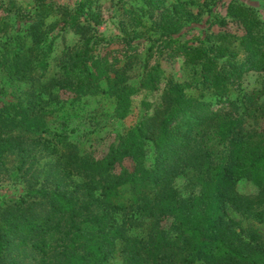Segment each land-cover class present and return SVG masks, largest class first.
Returning a JSON list of instances; mask_svg holds the SVG:
<instances>
[{"label":"trees","instance_id":"16d2710c","mask_svg":"<svg viewBox=\"0 0 264 264\" xmlns=\"http://www.w3.org/2000/svg\"><path fill=\"white\" fill-rule=\"evenodd\" d=\"M36 1V13L63 14L50 30L72 28L83 41L71 58L78 73L64 90L77 96L94 87L98 78L92 68L100 65L94 52L104 41L92 26L99 24V9L86 0L75 10ZM182 16L192 17L180 5L162 12L139 84L113 91L119 119L141 90H161L159 106L125 135L111 134L102 156L82 155L67 133L51 132L45 119L54 110L43 101L25 108L0 105V174L9 172L6 159L15 155L13 175L26 189L20 201L0 205V264H23L30 253L39 264H264L260 237L242 231L228 216L229 208L251 215L264 206V128L246 127L255 96L235 88L247 73L264 72L262 22L253 8L232 3L228 17L242 34L224 30L207 36L211 44L194 45L177 37ZM228 23L218 20L222 28ZM7 26V16L0 18V39ZM40 28L41 22L28 27L34 45L29 53L37 61L22 58L17 41L12 49L22 79L33 62L38 76L46 72L54 41ZM2 47L0 42V64L10 53ZM180 58L191 83L163 70V60ZM234 91L240 93L231 99ZM208 96L221 107L211 108L204 101ZM149 144L155 159L147 167ZM46 154L51 160L43 166ZM242 180L256 185L258 193H240ZM15 249L22 259L13 256Z\"/></svg>","mask_w":264,"mask_h":264},{"label":"rangeland","instance_id":"374dc122","mask_svg":"<svg viewBox=\"0 0 264 264\" xmlns=\"http://www.w3.org/2000/svg\"><path fill=\"white\" fill-rule=\"evenodd\" d=\"M46 6L56 3V6H64L69 10H75L82 0H41ZM94 9H99L101 17L99 24L92 21L97 38L104 41L99 45L94 56L99 60V67H93L92 72L98 80L92 88H86L75 96L64 90L66 81L74 82L71 58L82 47L80 35L72 28L60 30L53 26L63 17L61 12L36 13L38 3L36 0H0V18L7 16L6 31L1 35L2 49L9 50L8 61L0 64V105H21L24 108L34 101L44 102L49 110H54L53 115L48 116L46 127L51 132H64L69 136V142L78 147L82 155L96 154L102 156L107 151L111 134L125 135L140 118L153 113L159 106L161 90L148 92L141 90L133 97V105L124 119L115 115L116 97L113 91L121 84H139L144 71L145 58L153 40L159 36L156 31L161 20V14L165 9L174 5H180L181 9L192 15L191 18L182 16L178 23L181 26L177 37L182 42L189 41L198 45L200 41L211 44L207 36L215 35L224 30L240 36L243 32L241 26L230 21L228 9L232 3H240L253 8L262 22L264 30V0H86ZM58 11V10H57ZM30 14L31 19L19 20L18 16ZM226 19L227 27H220L218 20ZM85 24V17L81 19ZM34 22H41L40 30H49L47 37L53 40L52 53L48 59V66L43 77L38 76L33 67L24 68L26 78L22 79V73L16 74L18 59L12 53L18 42L22 58L34 57L29 53L33 40L28 32V27ZM131 41V45L127 44ZM49 43V42H48ZM5 48V46H7ZM46 52V45H39ZM37 51H35L36 53ZM33 60L37 61L35 58ZM154 64V60L150 62ZM163 70L167 76L178 82H190V70L183 60H163ZM39 74V73H38ZM236 90L243 94L255 96L250 105V114L246 115V127L264 128V72L252 71L247 73L241 85H236ZM240 92H233L231 99H236ZM39 96L40 98H37ZM204 101L211 108L218 109L216 98L208 96ZM143 102H146L144 105ZM219 107H218V106ZM148 106H150L148 108ZM259 108V110H257ZM105 141V143H103ZM155 159L154 147L149 144L146 166L153 165ZM51 158L45 155L41 164L47 165ZM9 172L0 174V205H9L21 200L25 196L26 189L21 179L13 175L14 167L18 164L15 155H9L6 159ZM238 191L242 194H256L258 187L247 180L238 184ZM262 213L263 218L258 217ZM228 216L236 221L239 228L246 233H255L264 244V206L258 207L251 215H241L232 208L228 209ZM169 224V223H166ZM51 243L55 242L53 237ZM19 250L13 251V256L21 258ZM23 264H39L35 253H30Z\"/></svg>","mask_w":264,"mask_h":264}]
</instances>
